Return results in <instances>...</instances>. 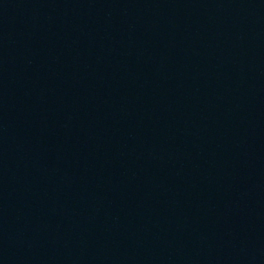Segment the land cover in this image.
Instances as JSON below:
<instances>
[{"label": "water", "instance_id": "water-1", "mask_svg": "<svg viewBox=\"0 0 264 264\" xmlns=\"http://www.w3.org/2000/svg\"><path fill=\"white\" fill-rule=\"evenodd\" d=\"M0 264H264V0H0Z\"/></svg>", "mask_w": 264, "mask_h": 264}]
</instances>
